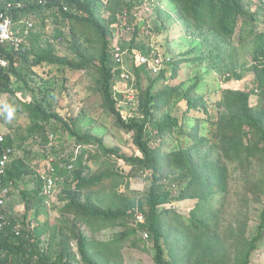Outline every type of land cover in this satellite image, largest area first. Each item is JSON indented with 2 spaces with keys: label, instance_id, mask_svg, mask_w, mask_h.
I'll list each match as a JSON object with an SVG mask.
<instances>
[{
  "label": "trees",
  "instance_id": "1",
  "mask_svg": "<svg viewBox=\"0 0 264 264\" xmlns=\"http://www.w3.org/2000/svg\"><path fill=\"white\" fill-rule=\"evenodd\" d=\"M147 1L154 3L157 0ZM165 1L171 4L178 19L173 18L171 22H163L153 29L146 28L148 37L164 35L169 31L168 27L174 25L179 30L172 35L177 32L178 41L182 39L181 43L188 44L189 50L175 56V63L168 62L167 68L155 72L151 65L160 68L162 58L152 46L136 43L140 26L135 28L134 39L127 52L122 43L117 49L111 48L110 37L114 34L111 28L120 27L126 20L134 21L143 0H109L108 7H105L111 15L109 19L100 15L102 0H0V12L6 9V4L12 5L9 13L15 22H33L32 33L19 48L9 46L0 49V59L5 58L9 62L7 67L0 64V98L5 95L19 97L14 90L16 84H21L34 96L33 102L29 103L19 99L21 108L18 110L16 107L20 115L30 120L27 138L19 136V132L10 133L0 152L3 147L14 148L17 141L28 139H39L47 145L50 135H58L61 127L76 139L77 145L97 146L107 166L100 165L99 155L87 158L88 150L83 149L75 163V170L59 174L62 180L58 184L64 188L60 201L65 203L61 216L71 229L60 230L62 239L54 250L56 236L51 238L50 248H42L41 238L45 232L40 227L34 228L28 218L32 209L43 204L42 183L39 182L36 197L23 191V179L32 175L33 171L23 161L14 163L6 179L13 196L22 198L25 212L7 214L5 223H0V264H100L98 260L109 261V264L111 260L108 259L114 256V249L123 240L129 241L135 248L150 243L155 264L252 263L253 254L264 236V210L257 235L250 238L248 199L259 191L260 195L253 201L264 203V171L259 181L247 184L240 205L231 211L229 220L223 222V217L230 190L228 166L232 164L245 168L255 163L264 166V32H256L255 29L258 27L259 12L252 11V6H249L252 0ZM38 23L42 32L34 33ZM51 25L59 29L57 37L64 36L62 29L69 30L73 58L58 56L56 48L43 39V30L51 28ZM238 32L241 34L239 43L245 41L246 34L252 39L254 63L247 70L253 76L251 90H221L218 92L219 101L210 110L201 95L202 79L192 80L191 90L181 98L187 103L185 125H180L179 120L170 114L157 120L156 111L178 98L176 89L167 85L182 63L190 67L204 63L217 72L232 71L233 78H243L235 68L225 64V59L235 49ZM186 38H190L189 43L184 42ZM165 49L170 50L169 44ZM171 63L173 67L169 66ZM43 65L56 66L61 72L65 68L73 71L96 70V91L102 98L104 113L114 120L116 127L134 134V143L140 155L129 157L121 154L119 150L106 146L97 136L82 133L79 119L65 121L59 113L51 110L48 92L42 100L36 98V91L29 85L26 75ZM144 77L150 81L145 89L142 86ZM117 80H124L138 90L137 116L126 118L119 110L123 96L115 90ZM227 80L231 81V78ZM160 84L167 87L159 90ZM253 96L263 102L262 111L252 106ZM194 121H205L211 130H217L213 134V139L217 140L212 142L211 149L216 150L219 157L211 162L201 155L209 145L205 139L196 140L197 145L190 148L180 147L183 139L192 138L193 129L189 128V124ZM172 138L179 143L178 147H171L170 144L168 152L163 151L165 142L170 143ZM159 139L162 143L154 148L152 144ZM113 162H124L131 169L127 177L142 179L147 189L143 196L136 198L119 195V188L115 187L114 195L119 199V206L105 209L87 191L101 193L107 187L112 191L122 175L121 170H115ZM93 163L99 165L96 172H93ZM177 187L181 191L174 197V188ZM190 200L195 202V207L189 220L177 217L174 211L166 208L175 202ZM38 210L41 208L38 207ZM117 225L125 228L120 239L111 242L97 239V227L103 230ZM17 226L23 228L21 234L16 232ZM83 226L88 227L91 236L83 231ZM72 243L77 248L76 252Z\"/></svg>",
  "mask_w": 264,
  "mask_h": 264
},
{
  "label": "rangeland",
  "instance_id": "2",
  "mask_svg": "<svg viewBox=\"0 0 264 264\" xmlns=\"http://www.w3.org/2000/svg\"><path fill=\"white\" fill-rule=\"evenodd\" d=\"M143 5L139 10L136 11L137 17L132 22L123 23L120 27H112L114 34L112 33L110 37L111 48H118L121 43L126 46V52L130 47L134 39L135 28L140 26V35L136 39V43L140 46L146 45L147 47L152 46L153 50H158L161 56L162 66L159 70L165 69L168 66V62L175 63L177 60L175 56L186 52L189 50V45L181 43L182 39L178 41L179 35L173 32L179 29L175 28L174 25L169 26V31L166 34L160 36L148 37V31L146 28L153 29L159 24L166 22H171L173 18L178 19L177 13L173 10V7L168 1L157 0L156 2H151L143 0ZM109 0H102V8L100 15L104 19L110 18V13L105 7H108ZM261 10V9H259ZM264 12L259 11V22L258 27L256 26V32L259 30L261 25L264 27ZM52 21V20H51ZM45 23H48L46 21ZM49 24V23H48ZM148 28V29H149ZM65 33V43L59 44L57 40L54 39V34H59V29L56 26L51 25V28L43 30V39L53 45L57 50V55L60 57H70L73 58L74 54L70 49L71 37L68 35L69 30L67 28L62 29ZM34 33H40L41 24L38 23L37 28H34ZM119 33V35H118ZM187 35V33H185ZM241 36L238 32L236 36L235 49L230 52L228 58L225 59V64L229 68H235L236 71L243 75L242 79H236L232 76V71L228 73L217 72L211 67H208L204 63H196L195 67H190L189 64L182 63L178 68L177 74L172 79L167 86H171L176 89V95L178 98L173 100L168 106H162L161 109L156 111L155 116L157 120H161L167 114H170L173 118L179 120L180 125H185V112L187 111V103L182 101L181 98L191 90L194 81L202 79L201 82V95L208 102L210 110H213L214 106L219 101L218 92L221 90H241L249 91L251 90L250 85L253 80V76L248 73V68L253 65V58L251 53L253 51L252 39L249 34L245 35V41L239 43V37ZM184 42H190V38H186ZM166 44H169L170 50L165 49ZM129 54V53H128ZM129 64L130 62L127 61ZM169 64L173 67V64ZM226 71V70H225ZM97 72L94 69H86L84 71H73L69 68H65L62 72L56 66L43 65L42 67H37L30 74L26 75L27 81L32 89L36 91L35 97L42 100L45 92L49 94V100L51 103V110L59 113L65 121L73 120L78 121L79 128L82 133L93 134L103 140L106 146L109 148L117 149L121 154H125L129 157L139 156L140 153L134 143V134L127 131L121 130L115 126L114 120L110 118L103 110V102L101 96L96 91V77ZM155 77L156 75H152ZM230 77L231 81L227 78ZM118 83L115 85V90L117 94L123 96L122 101L119 103L118 108L123 112L124 117L132 118L139 114L138 105L136 102V97L138 95V90L132 84L124 80H117ZM150 85L149 79L143 78L142 86L147 88ZM166 86V87H167ZM164 85L160 84V89L166 88ZM14 90L19 95V97L12 98L5 95L3 99L13 103L18 110H20V101L29 103L33 102V95L22 87L21 84L14 85ZM181 95V97H180ZM252 106L255 109L262 111L263 102L257 96H253L251 99ZM196 117H199L195 115ZM200 116H203L200 114ZM202 118V117H200ZM205 119V118H204ZM203 119V120H204ZM31 125L30 120L24 116L20 115L19 111L16 112L14 119L9 122L3 118L0 120V132L9 135L10 133H20L19 136L22 138H27V128ZM189 128L193 129L192 138L183 139L181 141V146L183 148H190L197 145L196 140L205 139L208 141V147L201 152V155L208 161H212L219 157V153L214 151L212 147V142L216 143V138L213 139V134L217 132L216 129L211 130L209 124L203 122H191ZM12 130V131H11ZM51 136V135H50ZM177 139V138H176ZM213 139V141H212ZM53 143L43 145L42 141L39 139H28L24 142L17 141L15 149L18 156L25 157V163L29 165L31 170L34 172H43L47 167L48 157H52L54 153L56 155L69 154L70 151L79 149L77 147V141L74 137L70 136L69 132H65L62 128H59L58 135H55ZM170 143L166 141L163 151L168 152L171 147H178V142L175 138L169 139ZM162 143L161 139L153 143V147H157ZM88 147V148H87ZM56 149L57 151L53 150ZM84 149L88 150V157L92 155H99V163L102 166L105 165V159L100 149L97 146H86ZM81 151V149H79ZM116 171H122L121 176L117 180V185H115L110 191V188H105L101 193L93 192L94 190L87 191L88 195H91L94 200L103 208L109 209L114 206L113 209L119 206V199L114 195L115 190H118L119 195L126 197H136L139 198L146 193L147 185L145 181L139 178H128L127 175L131 172V169L124 163H115ZM93 172L98 171L99 165L93 163ZM107 167V166H106ZM36 170V171H35ZM228 170L230 172V190L228 195V201L226 206V215L223 217V222L228 221L231 211L240 205V200L242 194L245 191L247 184L255 180L259 181L263 177L264 166L255 163L253 166L248 165L245 168H240L238 165H229ZM63 182V181H62ZM38 178L36 174L32 176H26L23 179L21 189L27 193H33L34 190L39 188ZM252 189V187H251ZM63 185H58V191H63ZM180 188H174L173 196L176 197L180 194ZM93 192V193H90ZM259 191L248 199L249 207L248 213L250 216L249 225V237L253 238L257 235L258 227L261 222V213L264 210V203H257L253 199L259 196ZM35 197V196H34ZM58 197V195H57ZM13 202L11 204L12 212L15 214L18 211L20 214L25 212V206L23 205L22 198L20 196H15L12 198ZM38 200L37 202H39ZM59 201V197H58ZM20 204V205H19ZM195 207L194 201H182L175 202L172 205L167 206L171 211L176 213L177 217H181L185 220H189L190 212ZM59 205H55L50 210L42 209V211L36 215L35 211H31L28 214L29 220L33 221V227H40L45 232L41 238L43 245L42 248L48 249L51 246L50 240L53 236H56L55 247L60 243L62 237L59 236L61 229L70 230V225L63 221V218L59 216ZM83 231L91 236L88 227L83 226ZM125 232V228L121 225H117L110 229L99 230L97 227L96 237L100 242H111L114 239H120L121 234ZM146 240V239H144ZM133 247V248H132ZM74 251L77 248L73 246ZM115 254L111 256L109 264H155L153 259V251L150 243L146 245H138L135 248L129 241L123 240L118 243L117 247L114 249ZM100 264H108L109 261L104 262L98 260ZM97 261V262H98ZM251 264H264V236L258 245V250L253 254Z\"/></svg>",
  "mask_w": 264,
  "mask_h": 264
},
{
  "label": "clouds",
  "instance_id": "3",
  "mask_svg": "<svg viewBox=\"0 0 264 264\" xmlns=\"http://www.w3.org/2000/svg\"><path fill=\"white\" fill-rule=\"evenodd\" d=\"M249 6H252V11H254V12L255 11L259 12L261 10L264 12V0H252V2L249 4ZM11 9H12V5L6 4V9H4L2 12H0V49L3 47H9V46L19 48L23 43H25L27 41L28 37L32 33L33 22L27 21V20H26V24H23L22 22H20V23L15 22L12 18V14L9 13ZM259 9H261V10H259ZM263 22H264V20L261 21V24H263ZM259 32H264V27L262 25L260 27ZM57 36H58V34H54V39L57 40V43L64 44L66 41L64 38L65 33H64L63 37H57ZM0 64L2 67L9 66V62L5 58L0 59ZM152 66H155V65H151V68L154 70V68ZM155 68H157V71L159 70V68L157 66H155ZM16 112H17V108L13 103H10L6 99L0 98V120L3 116L6 121L11 122L14 119ZM0 137L4 138L3 142H0V148H1V145L5 144V142H6V134H3L0 132ZM53 139H55V135L51 134L49 143L52 144L54 141ZM77 147L79 149H81V151H79V149H76L74 151H70L69 154H61L59 156L54 154L52 157L49 156L48 161H47V167L43 172H41V171L37 172L36 170H35L36 172H34L33 170H31L29 165L25 163V157L24 156H18V153H17L15 147L14 148L13 147H8V148L3 147V149L0 152V165L3 161V157H4L7 150L11 149L13 151V155L11 156L10 163H8L6 165V167L4 168V173H0V197H1L4 190H8V193L3 198L5 201L4 204H0V223L1 222L3 224L5 223L7 214L9 216L13 215V214H11L12 209H10V207H8V206H11V204L13 202L12 198H14L15 196H13L12 188L10 186V183L6 179V177L8 175V171H9L10 167L18 161H23V163L26 166H28L31 171H33L32 175L36 174V177L38 178V182L42 183L40 192L44 198V201H43V204L38 205V207H40L41 210L39 211L38 207H36L35 209H32V211H35L36 215L38 216V214L42 211V209L50 210L52 207H54L58 203V205H59V212L58 213H59V216L62 217L61 216V209L65 203L60 201V195H61L62 191H58V185H59L58 182L60 180H62V178H60L59 174H61V172H64L66 170H68L70 172L72 170H75V163L77 162V160L81 156L82 151L84 149V146H81V145H77ZM50 167L53 169V171H50ZM42 174H44L47 177H51L54 180L55 185L53 188V193H51L49 195L44 193V187H45L46 181L43 179ZM32 175H30V176H32ZM39 189H40V185H39L38 190ZM36 191L37 190H34L32 193V195L35 197H36V195H35ZM57 195L59 197V201H58ZM62 218L64 221L65 220L64 217H62ZM31 222L33 225V221H31ZM22 230H23V228L21 226L16 227V232L18 234H21ZM73 246H75L74 243H72V248H73Z\"/></svg>",
  "mask_w": 264,
  "mask_h": 264
},
{
  "label": "built area",
  "instance_id": "4",
  "mask_svg": "<svg viewBox=\"0 0 264 264\" xmlns=\"http://www.w3.org/2000/svg\"><path fill=\"white\" fill-rule=\"evenodd\" d=\"M143 62L146 61L145 58L142 59ZM155 70V72H157V68H155V66H152ZM4 138L0 137V142H3ZM13 155V151L11 149L7 150L4 157H3V161L0 165V173H4V168L6 167V165L8 163H10L11 160V156ZM50 171H53V169L50 167ZM43 175V179L46 181L45 183V187H44V193L49 195L51 193H53V188H54V180L51 177H47L44 174ZM8 193V190H4L1 197H0V204H4V197L6 196V194Z\"/></svg>",
  "mask_w": 264,
  "mask_h": 264
}]
</instances>
